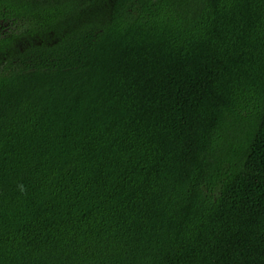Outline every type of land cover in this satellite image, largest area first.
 Instances as JSON below:
<instances>
[{"label": "trees", "instance_id": "obj_1", "mask_svg": "<svg viewBox=\"0 0 264 264\" xmlns=\"http://www.w3.org/2000/svg\"><path fill=\"white\" fill-rule=\"evenodd\" d=\"M0 264H264V0H0Z\"/></svg>", "mask_w": 264, "mask_h": 264}]
</instances>
